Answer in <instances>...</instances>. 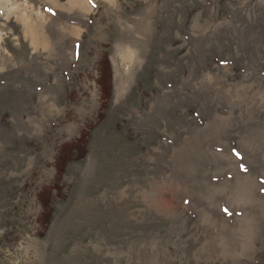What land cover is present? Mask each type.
<instances>
[{
  "label": "rangeland",
  "instance_id": "rangeland-1",
  "mask_svg": "<svg viewBox=\"0 0 264 264\" xmlns=\"http://www.w3.org/2000/svg\"><path fill=\"white\" fill-rule=\"evenodd\" d=\"M0 264H264V0H0Z\"/></svg>",
  "mask_w": 264,
  "mask_h": 264
}]
</instances>
